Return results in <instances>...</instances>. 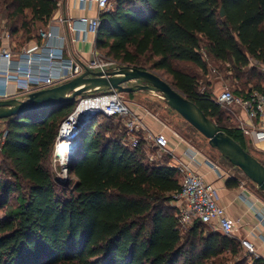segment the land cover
Returning a JSON list of instances; mask_svg holds the SVG:
<instances>
[{"label":"trees","instance_id":"trees-1","mask_svg":"<svg viewBox=\"0 0 264 264\" xmlns=\"http://www.w3.org/2000/svg\"><path fill=\"white\" fill-rule=\"evenodd\" d=\"M0 7L21 47L39 37L58 0H0ZM100 20V53L169 76L167 81L252 153L244 132L224 124L230 117L213 98L211 84L200 90L193 69L207 77L210 59L222 65L235 94L264 93V73L251 65L264 64V0H113ZM78 102L0 120V137L6 134L0 173L9 177L0 175V264H246L247 259L233 261L243 251L238 239L200 221L180 228L171 203L182 188L181 173L165 162H150L144 139L134 148L124 145L120 118L115 124V117L101 115L105 124L100 116L87 124L69 165L77 180L59 187L47 162L62 122ZM220 163L236 172L229 185L252 182L221 154ZM252 264L264 259L254 256Z\"/></svg>","mask_w":264,"mask_h":264},{"label":"built area","instance_id":"built-area-1","mask_svg":"<svg viewBox=\"0 0 264 264\" xmlns=\"http://www.w3.org/2000/svg\"><path fill=\"white\" fill-rule=\"evenodd\" d=\"M84 1V0H82ZM98 9L99 15L93 18H80L74 28L81 34L97 33L100 25V14L112 7L113 0H91ZM73 27V24H71ZM44 37L54 38L52 32H42ZM5 38L10 39L8 31ZM118 65H123L115 60L106 59L99 50L93 52V57L86 63H80L72 57H67L63 45H35L24 47L19 53H14L9 46L0 47V99L8 95V86L14 83L20 94L27 95L29 92L43 88L59 85L71 78L83 73L86 68L93 71L107 73L114 70ZM213 98L231 112L235 107H240L249 119L255 120L264 116V93L253 90L244 97L237 95L233 90L224 88L220 93L214 94ZM88 104L87 109L83 105ZM100 115L120 118L126 129V136L122 143L130 148L137 147L141 140L146 141V146L153 144L157 147L158 155H149V161L162 163L159 157L167 151L168 138L165 134L156 135L145 132V125L123 98L122 93L117 90L109 92H98L80 97L75 110L62 122L59 137L55 145L54 154L60 163L72 159L73 155L82 145V130L93 120V117ZM92 116V117H91ZM245 133L249 131L241 128ZM174 134L181 140L187 141L192 148L195 146L174 131ZM5 133L0 137V150L5 139ZM255 138L258 142L264 141V130L256 131ZM63 142L73 143L72 148L64 156L59 155L60 146ZM152 142V143H151ZM196 155L191 153V162H194ZM213 168L220 174V165L211 162ZM176 168L182 175V188L175 194L174 201L177 208V219L180 228L186 229L195 221L203 222L211 231L235 238L238 230L236 221L229 215L228 211L219 203V196L216 187L208 183L198 174L191 164L178 162ZM245 187V181H242ZM264 222V215L261 217ZM264 243V236H260ZM242 248L250 253L257 254L255 243L248 237L238 239Z\"/></svg>","mask_w":264,"mask_h":264},{"label":"crops","instance_id":"crops-1","mask_svg":"<svg viewBox=\"0 0 264 264\" xmlns=\"http://www.w3.org/2000/svg\"><path fill=\"white\" fill-rule=\"evenodd\" d=\"M98 15V9L95 4L91 3V0H58V8L55 10L51 19L45 26L39 28V37L32 39L21 47L19 46L20 48L18 50L16 49L17 42L11 36L10 39L5 38V32L8 30L5 27L6 21H3L1 26L4 31L0 35V47L10 46L13 51L16 49V52L19 53L24 47L42 46L45 44L63 45L67 57H72L80 63H86L92 59L93 52L98 50L96 42L97 33L80 34L74 28V24L80 18H93ZM71 24H73V27ZM49 31H52L56 36L54 38L44 37L42 32ZM251 65H256L264 73V64H258L252 61ZM207 77L212 78V80L211 78L209 79L212 81L211 88L213 95L220 93L224 88L232 85L228 79L220 76H212V70L208 73ZM261 85L264 88V80L261 82ZM12 97L25 99L26 95L20 94L15 84L11 83L8 86V95L4 98ZM127 104L131 110L142 118L145 125L144 133L146 135L163 133L168 138L167 151L163 154L165 160L161 162H165L171 167H176L178 162L189 163L205 181L212 183L217 189L219 203L225 207L229 215L237 223L238 230L236 231L235 238H250L256 245L257 254H250L243 248L242 250L252 261L254 256L264 259V243L260 237L261 235L264 236V222L260 218L264 215V193L253 182H249L248 187L246 185L242 187V182L239 186L229 185V179H232L236 174L233 169L218 163L221 172L220 174L217 173L211 163L216 161L206 152L198 149L196 146L194 149L187 141L178 138L171 127L163 123L156 115L152 114L140 103L134 101V99L127 102ZM227 112L232 124L240 129L244 127L249 131L248 133L244 132L248 146L252 150L258 151L264 159V141L258 142L255 138L256 131L264 130V116L251 120L240 107H235L233 112L229 110ZM191 153L196 155L194 162H191ZM229 169H231L230 172L227 171Z\"/></svg>","mask_w":264,"mask_h":264},{"label":"water","instance_id":"water-1","mask_svg":"<svg viewBox=\"0 0 264 264\" xmlns=\"http://www.w3.org/2000/svg\"><path fill=\"white\" fill-rule=\"evenodd\" d=\"M221 15H225L224 7L221 8ZM113 90L121 93H159L170 113H177L185 119L208 140L212 148L240 168L264 192V164L163 76L140 67L118 65L106 74L86 68L83 73L59 85L29 92L25 99H0V120L26 111L74 102L87 94Z\"/></svg>","mask_w":264,"mask_h":264},{"label":"rangeland","instance_id":"rangeland-1","mask_svg":"<svg viewBox=\"0 0 264 264\" xmlns=\"http://www.w3.org/2000/svg\"><path fill=\"white\" fill-rule=\"evenodd\" d=\"M5 14L0 7V35L4 31L1 26L2 22H5ZM7 28V25L5 26ZM18 39H15L17 42ZM19 41V40H18ZM20 47L17 44L16 49L18 50ZM16 49L14 50V53L16 54ZM103 56L106 59H112L106 55L103 54ZM113 60V59H112ZM209 63V72L212 70V76H220L225 78L224 72L222 70V65L217 64L216 62H211L210 59H207ZM180 67L186 68V69H192V67L188 66L187 64H178ZM195 70L198 75H199V84H200V90H205L209 84H212V78L211 77H206L201 73V71ZM160 74L166 79L170 80V77L163 74L160 72ZM211 78V80L209 79ZM231 90L236 89V85L232 83L231 86L228 87ZM2 96V95H0ZM123 98L127 101L130 102L131 100L134 99V101L140 103L142 106H144L148 111H150L152 114L156 115L163 123H165L167 126L171 127L175 132L180 134L183 138L191 142L194 146H196L198 149L206 152L214 161L217 163H220V153L212 148L209 145L208 140L201 135L196 129H194L185 119H183L179 114L177 113H170L169 110L166 107L165 101L160 97L159 93L154 94L148 91H138V92H132V93H122ZM101 117V115H100ZM118 118H114L115 124L118 122ZM100 123L106 122V118L101 117L99 120ZM231 122L224 121L225 125H230ZM122 127V126H121ZM103 129V128H102ZM72 145V143H71ZM146 150L148 154H153V155H158V150L157 147H155L153 144H149L146 146ZM254 155L257 157L262 158V155L256 151V150H251ZM73 159V157H72ZM72 159H67L65 163H60V161L55 157V154L51 156V158L47 162V166L52 174L53 180L59 187H71L73 184L76 182L77 178L73 174L69 173V165L72 161ZM3 156L0 150V165H3ZM159 160L164 161L165 157H159ZM264 160V159H263ZM231 169L227 170L230 172ZM1 178L3 179H9L7 175H2L0 173ZM245 185L248 187V183L246 180ZM13 197L16 195L13 194ZM14 202V201H13ZM171 204H175L174 201H172ZM4 210H0V217L3 216ZM209 229V228H207ZM247 259L246 264H250L252 260L246 255L244 251H241L238 256L233 260L234 262H238L240 260Z\"/></svg>","mask_w":264,"mask_h":264},{"label":"bare ground","instance_id":"bare-ground-1","mask_svg":"<svg viewBox=\"0 0 264 264\" xmlns=\"http://www.w3.org/2000/svg\"><path fill=\"white\" fill-rule=\"evenodd\" d=\"M88 107H89L88 104L83 105V109H87ZM72 146H73V143L71 145V142H63V144L60 146V152L58 154L65 157V155L67 154V152H69Z\"/></svg>","mask_w":264,"mask_h":264}]
</instances>
